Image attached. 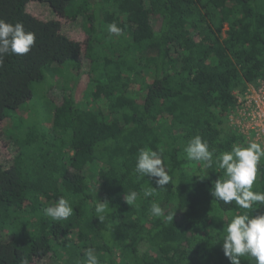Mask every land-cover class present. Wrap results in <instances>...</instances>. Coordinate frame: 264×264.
<instances>
[{
	"label": "trees",
	"instance_id": "trees-1",
	"mask_svg": "<svg viewBox=\"0 0 264 264\" xmlns=\"http://www.w3.org/2000/svg\"><path fill=\"white\" fill-rule=\"evenodd\" d=\"M32 1L80 20L85 40L64 35L57 19L29 14ZM0 19L36 35L28 53L5 55L0 65V121L18 126L15 155L0 163V264L49 256L85 264L89 248L102 264H230L222 251L230 217L264 214V205L216 200L210 189L224 170L204 168L184 149L199 135L215 161L246 145L229 118L248 86L264 80V0H0ZM111 23L120 34L108 31ZM82 60L89 86L78 101ZM46 73L59 81L61 102L45 95L41 114L29 105L27 119H13ZM141 148L158 152L172 178L148 197L144 189L156 184L135 171ZM252 190L264 193V157ZM130 191L138 197L127 205ZM60 197L73 213L53 221L44 210ZM105 199L100 222L95 204ZM153 202L160 217L150 213Z\"/></svg>",
	"mask_w": 264,
	"mask_h": 264
},
{
	"label": "clouds",
	"instance_id": "clouds-1",
	"mask_svg": "<svg viewBox=\"0 0 264 264\" xmlns=\"http://www.w3.org/2000/svg\"><path fill=\"white\" fill-rule=\"evenodd\" d=\"M108 31L120 34L121 29L115 23L108 25ZM36 35L31 31H25L22 22L8 23L0 19V65L4 56L9 54H26L35 44ZM189 160L203 162L204 168H212L213 164L224 170V178H218L212 184L210 195L216 200L236 205L243 209H251L254 204L264 205V193L254 192L253 184L256 180L257 165L264 157V147L255 141L245 144L233 145L230 151H225L214 157V150H209L207 141L201 136L192 137L184 149ZM135 171L140 176H148L155 179L156 187L148 186L144 189V196L153 195L154 191L165 188L171 183L172 178L163 166V160L158 152L148 148L138 150ZM138 197L136 191L124 194L123 199L127 205L133 204ZM109 202L105 199L95 204V217L103 222ZM73 213L69 201L60 197L52 205L44 210V214L53 221L65 220ZM150 213L155 217L163 215V209L155 202L150 206ZM172 222L173 214L165 217ZM222 251L230 264H241V257H249L254 264H264V214L249 215L237 214L229 219L226 235L222 240ZM85 264H99L94 250H87ZM21 264H28L22 260Z\"/></svg>",
	"mask_w": 264,
	"mask_h": 264
},
{
	"label": "rangeland",
	"instance_id": "rangeland-1",
	"mask_svg": "<svg viewBox=\"0 0 264 264\" xmlns=\"http://www.w3.org/2000/svg\"><path fill=\"white\" fill-rule=\"evenodd\" d=\"M92 2L95 0H91ZM26 11L33 15L34 17H37L42 20H48V19H57L61 23L62 27V33L69 37L70 39L83 42L85 40V34L82 28V24L80 20L71 22L66 19L58 18L54 15L51 8L41 2H29L26 5ZM103 27L98 26V33H103L102 29ZM105 31V30H104ZM106 32V31H105ZM107 33V32H106ZM104 33V34H106ZM110 34L107 33V39H110ZM88 66L89 63L86 60H82V66L79 71V79L77 80L76 84L74 86V94L76 95V98L78 101L82 100V96L84 94L85 89L89 86V77H88ZM64 72L66 71L65 68H63ZM57 78V77H56ZM54 84V86L47 92L49 87ZM47 93V94H46ZM47 95L54 103L59 104L61 102V95L62 91L60 89L59 81L55 82V78L52 77L49 73H46L45 80L42 84H34L33 85V98L30 101H27L22 107H20L21 110L18 112H11L10 115L14 117L13 119L20 120L24 118L26 114L27 107L29 105L33 106L32 112H40L43 111V108L45 106L46 100L44 99V96ZM17 113V114H16ZM21 113V114H20ZM39 114V115H40ZM26 119L28 117H25ZM33 119V118H32ZM27 122V121H25ZM18 126L12 124V122L9 119H5L3 121H0V163L3 166H8L11 162L13 156L15 155L16 145H15V136ZM247 144V143H246ZM95 168L88 167L89 177H93L96 175ZM31 264H53L52 256L46 257L42 260L33 261ZM99 264H102L99 262Z\"/></svg>",
	"mask_w": 264,
	"mask_h": 264
},
{
	"label": "built area",
	"instance_id": "built-area-1",
	"mask_svg": "<svg viewBox=\"0 0 264 264\" xmlns=\"http://www.w3.org/2000/svg\"><path fill=\"white\" fill-rule=\"evenodd\" d=\"M240 106L230 116L229 121L248 143L255 141L264 147V80L247 91L238 99Z\"/></svg>",
	"mask_w": 264,
	"mask_h": 264
}]
</instances>
